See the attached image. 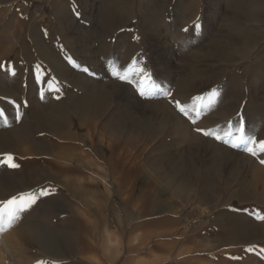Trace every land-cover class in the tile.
Wrapping results in <instances>:
<instances>
[{"label":"rangeland","instance_id":"374dc122","mask_svg":"<svg viewBox=\"0 0 264 264\" xmlns=\"http://www.w3.org/2000/svg\"><path fill=\"white\" fill-rule=\"evenodd\" d=\"M0 39L29 71L0 200L51 191L0 264H264V153L225 143L264 140V0H0Z\"/></svg>","mask_w":264,"mask_h":264},{"label":"snow or ice","instance_id":"6c2138e0","mask_svg":"<svg viewBox=\"0 0 264 264\" xmlns=\"http://www.w3.org/2000/svg\"><path fill=\"white\" fill-rule=\"evenodd\" d=\"M194 28H199L200 25L198 23H195L193 25ZM184 32H188V28H185L183 30ZM0 68H5V65L0 64ZM89 69L86 67L84 68V72H88ZM15 75V72L12 73ZM114 76H117V78L121 81L126 80L125 76H120L117 73H113ZM145 75L144 70L141 71V76L143 77ZM137 90L140 92V95H144L143 89L139 88V85L137 84ZM165 95H171L170 93H165ZM0 99L7 100V97H0ZM196 100H200L201 97L197 96L195 98ZM174 105V107L177 109V111L181 114H183L185 117H187L189 120L192 121V123H195V120H192V117L189 115L187 111V106L182 105L180 100L173 99L171 101ZM8 103L12 104L14 108L16 109L17 113L19 112L20 105L17 104L14 100H9ZM5 115L4 109L0 108V117H3ZM197 115H199V112H197ZM196 132L202 133L204 136H212L215 140L220 141L223 138L219 135H216L211 129H202V128H196ZM235 133H238L239 135L235 136V142L232 140L225 141V143H229L232 148H240L244 147V149L253 157H257L259 153H264V140L257 141L254 137H246L244 135V122L243 120H240L237 122V126L235 127ZM256 145L259 146V153L256 150ZM5 160L0 161V163H7L9 167L16 168L19 167V165L15 164L12 161L11 154H5ZM261 164H264V159L260 160ZM51 194V191L47 188H41L37 194L35 190L26 192L21 191L18 192L16 195L10 196L6 200H0V230H3L4 225L6 224L8 227H11L14 225L15 222L22 219L23 214L27 213L36 203L37 201L45 196H48ZM259 219H264V216L258 217ZM250 251L252 249H249ZM37 264H47V262L44 261H37ZM52 264H55V262H52Z\"/></svg>","mask_w":264,"mask_h":264},{"label":"crops","instance_id":"0c3cea01","mask_svg":"<svg viewBox=\"0 0 264 264\" xmlns=\"http://www.w3.org/2000/svg\"><path fill=\"white\" fill-rule=\"evenodd\" d=\"M5 41L0 39V64L5 65V68H0V97H7V100L0 99V108L4 109L5 115L0 117L2 121H17L23 115V110L19 108L17 113L14 106L8 103L9 100H14L17 104H23V91L25 88V79L29 75V71L23 65H12L7 63L9 56L8 48L5 47ZM21 54H24L23 48L20 49ZM15 72V75L12 73ZM21 90V93H19ZM10 122V121H9ZM137 264H147L145 261H138Z\"/></svg>","mask_w":264,"mask_h":264}]
</instances>
